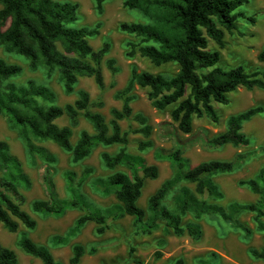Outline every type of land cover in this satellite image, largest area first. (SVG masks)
<instances>
[{"label":"trees","instance_id":"trees-1","mask_svg":"<svg viewBox=\"0 0 264 264\" xmlns=\"http://www.w3.org/2000/svg\"><path fill=\"white\" fill-rule=\"evenodd\" d=\"M95 1L97 9L101 11L103 0ZM246 2L248 0H124L125 7L140 10L145 16L153 17L154 22H121L120 30L141 39L143 44L138 46V52L153 65L172 62L177 65V71L171 77H164L131 67L125 86L113 94L121 102V107L110 109L109 122L101 113L92 110V107H101L103 101L92 100L84 89L76 92L73 102L59 106L53 103L55 93L47 86L31 80L24 86L6 82L21 72V66L0 58V115L19 127L24 137L33 136L55 143L70 152L73 163L86 158L98 145H119L120 148L114 153L102 152L100 159L108 169L117 166L128 169V173L114 171L106 177L92 180L95 191L102 195L112 194L116 199L114 205L101 212L92 208L79 191L80 182L89 175L91 168L83 170L81 180L76 185L75 174L66 171L65 188L69 197L59 198L51 176L55 156L47 148L27 140L29 152L45 162L43 183L47 193V198L35 199L30 203L31 211L56 217L63 216L67 209L80 211L65 235L52 238L54 244H66L87 222L95 224L96 234H103L108 228L107 219L115 220L125 215L132 216L134 224L143 233H152L159 228V221H163L167 233L176 236L187 234L198 240L202 232L198 220L204 215H217L249 235L251 230L239 220V216L253 213L257 230L264 232V163L253 177L238 182L256 195L254 201H232L225 206L216 202L223 198V192L213 176L233 172L253 155L251 152L238 153L230 160L215 159L189 166L182 155L183 147L179 140H176V147L160 148L155 152V158L169 161L174 172L149 196L145 210L137 203L145 180L158 177V166L148 164L140 154L151 147V141H138L136 148L139 153L127 151L129 134H141L148 138L152 132L147 119L141 113H133L130 105L133 99L131 91L135 85L148 88L147 98L154 108L163 110L172 106L170 116L177 123V128L186 134L192 131L194 117L206 116L218 122L213 103L227 104L229 93L237 87L264 90L263 70L248 72L242 65L223 69L216 66L220 58L219 50L208 47L209 39L219 48L224 46V30L231 32L237 29L238 19L245 17L239 8ZM247 19L255 22L254 16ZM76 20L77 4L68 1L0 0V45L5 52L26 57L31 70L41 65L48 70L56 68L66 93L74 91L80 76L93 77L103 92L106 86L101 64L110 44L104 41L100 48L93 49L88 39L98 34V27L71 26ZM257 60L264 62V45L257 53ZM105 64L114 76L118 71L114 59H106ZM109 87H114L113 80ZM263 111L262 105H255L229 116L226 129L204 138L203 144L207 148H218L228 143L247 146L250 140L242 131V124ZM63 115L69 118L70 125L55 124V119ZM80 117L92 124L94 132L81 130L72 144L71 126L76 125ZM122 120L135 121L138 126L122 129ZM187 183L194 184V189L191 190ZM29 185L20 160L9 151L4 141H0V223L9 232L18 231L20 226L34 229L37 225L36 219L22 208L25 198L19 188H28ZM177 186L170 208L163 201ZM210 198L215 201H209ZM187 214L192 216L193 221L183 223L182 219ZM17 245L43 264H79L86 252L82 244L74 243L67 261L58 260L47 246L35 243L24 232L20 234ZM94 251V247L88 250L89 253ZM155 253L157 257L161 255L159 251ZM250 254L264 260V246L250 249ZM0 264H19L15 251L1 243ZM168 264L185 263L178 258ZM199 264L208 262L201 260Z\"/></svg>","mask_w":264,"mask_h":264},{"label":"rangeland","instance_id":"rangeland-1","mask_svg":"<svg viewBox=\"0 0 264 264\" xmlns=\"http://www.w3.org/2000/svg\"><path fill=\"white\" fill-rule=\"evenodd\" d=\"M68 1L77 4V20L71 26L98 27V34L88 39L93 49L101 47L104 41H108L110 49L102 61V73L106 89L101 92L94 82L93 77L80 76L74 86V91L66 93L63 83L60 80L56 68L52 70L39 66L31 70L26 57L15 52H5L0 45V58L8 63H16L21 66V72L11 77L6 82L16 85H26L29 80L35 84L49 87L55 93L54 104L62 106L71 103L76 98L79 89L86 90L92 100L101 99V107H92L93 111L101 113L106 122H109L112 107L120 108L121 102L114 98L115 90L125 86L131 67L137 71H148L158 73L164 77H171L177 71V65L169 62L160 66L153 65L146 57L138 52V46L143 44L141 39L133 34L123 32L119 28L121 22H140L152 24L154 18L145 16L136 8H129L123 5L124 0H103L101 11L96 7L95 0H55ZM244 18L237 21V29L228 32L224 30V46L219 48L210 40V50H219L220 58L216 66L228 69L236 65H242L246 71H264V62L257 60V53L264 45V0H248L239 8ZM254 16L255 22H250L247 17ZM150 44L151 42H146ZM132 55H129L131 50ZM112 58L118 71L114 76L107 68L105 61ZM114 81V87L109 84ZM148 88H141L135 85L131 91L133 99L130 102L133 113H141L147 123L152 127L151 135L148 138L141 134H129L130 143L127 151L139 153L136 146L141 140H150L151 147L140 153L148 164L158 166V177L146 179L141 195L137 201L138 205L146 210L149 196L159 187L161 182L169 178L174 168L169 161L155 158V152L160 148L170 149L176 147V140H179L183 147L182 155L189 166H195L200 162L210 160H230L238 153H249L250 156L244 164L233 172L213 176L214 182L223 192V198L216 202L225 206L229 202H252L256 195L246 186L240 185L239 180L253 177L260 166L264 163V111L253 116L242 124V131L249 138L247 146L225 144L218 148H207L203 144L204 138L226 129V121L229 116L240 113L249 107L262 105L264 107V90L258 87L246 89L237 87L228 95L227 104L214 102V108L218 114V122H213L206 116L194 117L192 120V131L183 133L177 128V123L170 116L172 106L158 110L151 105L147 98ZM58 126L70 125L69 118L65 115L55 119ZM122 129L135 128L137 122L129 120L120 121ZM94 132L92 124L85 118L80 117L77 124L71 126L70 141L74 144L81 130ZM19 127L10 123L8 118L0 115V141H4L9 151L16 155L22 164L23 171L29 178L28 188H19L25 201L22 208L29 212L37 221L34 229H25L20 226L18 231L9 232L0 223V243L13 249L17 255L19 264H43L21 250L17 240L21 233H25L35 243L47 246L54 257L58 260L67 261L71 255V247L74 243L84 246L86 252L79 264H168L178 258L183 259L185 264H199L206 260L208 264H264V260L254 258L250 249H260L264 246V232L257 230L253 219V213H243L239 220L251 230L245 235L241 229L231 226L217 215H204L198 223L201 227V237L198 240L192 239L184 234L176 236L164 230V222L159 221V228L150 234L143 233L133 221V217L125 215L118 219H107L108 228L103 234H96L95 224L87 222L81 230L70 237L66 244H54L51 240L54 236H63L72 226L74 220L80 214L77 209H67L61 217L34 213L31 211L30 203L35 199L47 198L43 183L45 162L36 154L29 152L27 140L37 146L47 148L54 156L55 163L52 164V178L55 190L59 198H68L69 192L65 188L64 174L70 170L75 174L74 184L81 180L83 170L91 168L89 175L80 182L79 191L84 199L94 209L103 212L106 208L114 205V195H102L92 188L91 182L95 177H106L114 171L128 173L124 166H117L115 169L106 168L100 159L102 152L114 153L119 145H98L83 160L73 163L70 152H67L49 140H42L33 136L24 137ZM183 184V183H182ZM191 190L194 184L187 183ZM174 188L163 203L172 207V195L177 190ZM209 201H215L209 199ZM148 215V213H146ZM264 220V217H263ZM183 223L193 221L190 214L182 219ZM94 247L95 251L89 253V248ZM133 249L130 252V249ZM156 251L161 255L156 256Z\"/></svg>","mask_w":264,"mask_h":264}]
</instances>
